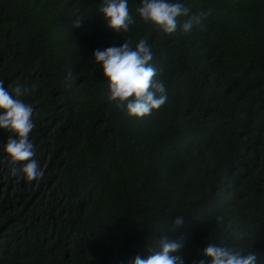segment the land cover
<instances>
[{"label":"trees","instance_id":"obj_1","mask_svg":"<svg viewBox=\"0 0 264 264\" xmlns=\"http://www.w3.org/2000/svg\"><path fill=\"white\" fill-rule=\"evenodd\" d=\"M141 2L118 33L103 0H0V81L37 85L21 99L44 173L15 178L0 129V264H131L165 236L184 264H211L210 243L264 264V0H171L207 14L171 36ZM141 38L167 101L138 119L107 101L94 52Z\"/></svg>","mask_w":264,"mask_h":264},{"label":"clouds","instance_id":"obj_2","mask_svg":"<svg viewBox=\"0 0 264 264\" xmlns=\"http://www.w3.org/2000/svg\"><path fill=\"white\" fill-rule=\"evenodd\" d=\"M99 11L107 26L118 33L128 32L130 25L136 23L130 15L128 0H103ZM136 12L145 24L169 36L177 32L180 18L188 17L182 25V31L188 34L194 26H201L207 16L206 13L190 16V8L171 0H142ZM73 26L80 27V19L75 20ZM94 56L108 79L106 99L116 109L139 119L165 105L167 90L164 82L155 78L158 70L151 63L153 53L146 39L141 38L135 47L126 40L119 47L96 50ZM71 79L73 74L69 71L66 80ZM36 88L34 83L31 87L17 85L10 91L0 81V129L10 133L2 151L6 154L12 174L19 172L28 182L38 181L44 175L40 163L35 159L36 151L30 139L35 127L32 118L34 109L21 99L32 94ZM183 224V217H179L174 228L178 229ZM160 244L161 251L151 250L147 259L136 256L131 264H184L182 257L171 255L183 247L182 243L169 241L165 236ZM203 255L211 258V264H256L257 261L252 249L245 251L215 243L207 244ZM199 264L206 262L200 260Z\"/></svg>","mask_w":264,"mask_h":264},{"label":"rangeland","instance_id":"obj_3","mask_svg":"<svg viewBox=\"0 0 264 264\" xmlns=\"http://www.w3.org/2000/svg\"><path fill=\"white\" fill-rule=\"evenodd\" d=\"M14 177L18 179L19 177H21V174L14 175Z\"/></svg>","mask_w":264,"mask_h":264}]
</instances>
